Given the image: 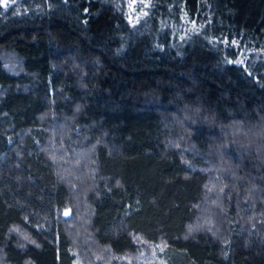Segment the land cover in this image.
<instances>
[{
	"label": "trees",
	"instance_id": "obj_1",
	"mask_svg": "<svg viewBox=\"0 0 264 264\" xmlns=\"http://www.w3.org/2000/svg\"><path fill=\"white\" fill-rule=\"evenodd\" d=\"M130 9L0 7V264H264V0Z\"/></svg>",
	"mask_w": 264,
	"mask_h": 264
},
{
	"label": "rangeland",
	"instance_id": "obj_2",
	"mask_svg": "<svg viewBox=\"0 0 264 264\" xmlns=\"http://www.w3.org/2000/svg\"><path fill=\"white\" fill-rule=\"evenodd\" d=\"M16 1V0H15ZM141 0H131V14H134V11H136V9H137V5L139 4V2H140ZM13 2H12V0H9V5H11ZM9 70L11 71V72H14V71H16L15 70V68L16 67H14V66H10L9 65Z\"/></svg>",
	"mask_w": 264,
	"mask_h": 264
},
{
	"label": "snow or ice",
	"instance_id": "obj_3",
	"mask_svg": "<svg viewBox=\"0 0 264 264\" xmlns=\"http://www.w3.org/2000/svg\"><path fill=\"white\" fill-rule=\"evenodd\" d=\"M12 2L14 3L15 0H12ZM9 6V0H0V7H4L7 8ZM242 63V61H241ZM65 215H67V213H65Z\"/></svg>",
	"mask_w": 264,
	"mask_h": 264
}]
</instances>
